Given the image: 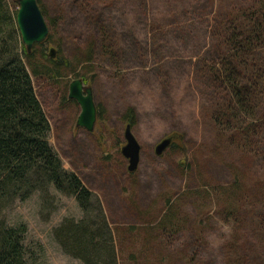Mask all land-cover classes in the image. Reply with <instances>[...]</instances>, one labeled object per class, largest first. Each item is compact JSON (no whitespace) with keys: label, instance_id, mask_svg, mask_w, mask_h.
<instances>
[{"label":"rangeland","instance_id":"obj_1","mask_svg":"<svg viewBox=\"0 0 264 264\" xmlns=\"http://www.w3.org/2000/svg\"><path fill=\"white\" fill-rule=\"evenodd\" d=\"M256 2L39 0L48 41L36 47L34 61L42 64L40 54L49 57L54 48L53 60L63 65L57 78L32 76L51 126L48 140L63 166L99 197L119 264H264L263 154L256 160L241 153L237 141L227 139L229 130L211 120L227 91L212 82L225 52L223 24L243 18ZM6 3L17 11L16 0ZM256 55H264V46ZM263 66L246 63L249 71ZM73 78L92 89L98 115L91 132L76 126L80 107L67 100ZM255 98L250 121L263 140L264 81ZM128 108L140 144L131 172L121 153ZM168 135L174 147L157 154L155 145ZM237 178L234 190L221 189ZM169 200L177 222L163 227ZM57 204L43 221L36 195L10 206L4 218L7 225L26 223L28 261L82 264L62 251L52 229L64 216L83 213L72 197L60 196Z\"/></svg>","mask_w":264,"mask_h":264},{"label":"trees","instance_id":"obj_2","mask_svg":"<svg viewBox=\"0 0 264 264\" xmlns=\"http://www.w3.org/2000/svg\"><path fill=\"white\" fill-rule=\"evenodd\" d=\"M37 2L45 18L39 0ZM243 13H247L243 18L238 16L223 24L225 52L221 55L220 68L212 75V82L217 88L224 84L227 91L223 97L225 103L211 113V120L215 126L229 130L227 139L231 142L235 139L241 153L252 154L250 158L257 160L262 154L264 157V139L257 125L253 127L250 117L254 109L248 107L252 97V101L256 100L258 86L264 81V66L249 71L246 63L264 65V55H256L257 47L264 46V0H257ZM15 16L16 11L9 9L6 0H0V264H36L28 261L24 249L26 223L7 225L4 218L10 206L36 195L37 213L43 221L56 212L60 196L74 198L83 213L79 219L64 216L52 229L54 239L65 254L79 259L82 264H119L120 251L99 197L74 171L63 166L48 140L51 126L36 95L32 76L57 78L61 76L63 65L44 53L39 55L42 64L34 61L36 47L44 46L48 40L35 43L27 52ZM122 117L132 127L134 110L128 108ZM259 123L264 127V119ZM255 144L260 145L255 148ZM169 147L173 148L174 143ZM240 183L237 178L229 187L221 189L228 192ZM221 193L227 195L224 191ZM227 197L233 201L234 196ZM227 215L231 217L233 212ZM176 222L169 200L160 225L174 226Z\"/></svg>","mask_w":264,"mask_h":264},{"label":"water","instance_id":"obj_3","mask_svg":"<svg viewBox=\"0 0 264 264\" xmlns=\"http://www.w3.org/2000/svg\"><path fill=\"white\" fill-rule=\"evenodd\" d=\"M18 8L15 21L21 41L27 52H30L34 43L43 42L48 35V25L37 0H16ZM54 48L49 49V56H53ZM68 97L74 99L80 107L76 119V126L87 131H92L96 120V107L90 86L84 85L80 78H75L69 83ZM125 143L121 146V153L128 159V171H134L139 161L140 144L127 123L124 128ZM173 136H164L156 145L155 151L160 154L169 147Z\"/></svg>","mask_w":264,"mask_h":264},{"label":"flooded vegetation","instance_id":"obj_4","mask_svg":"<svg viewBox=\"0 0 264 264\" xmlns=\"http://www.w3.org/2000/svg\"><path fill=\"white\" fill-rule=\"evenodd\" d=\"M40 43H41V42H40ZM34 44H35V43H34ZM34 44H33V46H34ZM33 46H32V47H33ZM31 49H32V48H31ZM49 58H52V57L49 56ZM52 59H53V58H52ZM74 79H75V78H73L72 80H74ZM80 79H81V78H80ZM72 80H71V81H72ZM81 80H82V79H81ZM71 81H70V82H71ZM70 82H69V83H70ZM82 82H83V84L85 85V82H84L83 80H82ZM68 86H69V85H68ZM67 100L76 103V101H75L74 99L68 97V94H67ZM95 107H96V105H95ZM97 115H98V110H97V107H96V120H97ZM76 119H77V118H76ZM96 120H95V122H96ZM94 125H95V123H94ZM93 128H94V126H93ZM90 132H91V131H90Z\"/></svg>","mask_w":264,"mask_h":264}]
</instances>
